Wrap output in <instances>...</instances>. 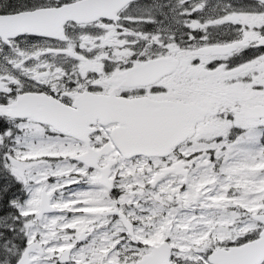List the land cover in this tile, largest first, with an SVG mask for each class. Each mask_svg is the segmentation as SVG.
I'll return each instance as SVG.
<instances>
[{
  "label": "snow or ice",
  "instance_id": "1",
  "mask_svg": "<svg viewBox=\"0 0 264 264\" xmlns=\"http://www.w3.org/2000/svg\"><path fill=\"white\" fill-rule=\"evenodd\" d=\"M0 264H264V0H0Z\"/></svg>",
  "mask_w": 264,
  "mask_h": 264
}]
</instances>
